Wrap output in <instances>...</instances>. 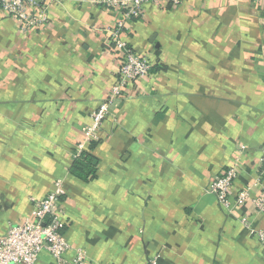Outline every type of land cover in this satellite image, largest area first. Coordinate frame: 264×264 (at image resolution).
Listing matches in <instances>:
<instances>
[{"label":"crops","instance_id":"0c3cea01","mask_svg":"<svg viewBox=\"0 0 264 264\" xmlns=\"http://www.w3.org/2000/svg\"><path fill=\"white\" fill-rule=\"evenodd\" d=\"M120 14L56 0L48 24L22 32L0 10V238L63 183L72 250L36 264H264L250 203L220 207L213 179L234 162L235 189L261 190L264 155V0L153 3L126 39L155 61L84 151L97 177L71 174L84 129L116 83L110 29Z\"/></svg>","mask_w":264,"mask_h":264},{"label":"built area","instance_id":"2783aa9c","mask_svg":"<svg viewBox=\"0 0 264 264\" xmlns=\"http://www.w3.org/2000/svg\"><path fill=\"white\" fill-rule=\"evenodd\" d=\"M76 3L100 6L114 10L120 18L110 29L111 49L119 55V75L116 83L108 92L106 98L92 114V125L84 129L85 140L79 145L78 153H82L87 143L98 140L104 121L113 115L118 106L129 95L130 87L152 75L155 61L150 54L136 52L127 42V22L130 19H140L144 6L149 3L167 5L177 8L182 0H72ZM258 4L263 0H252ZM56 0H0V10L16 20L22 32L39 29L48 24V8ZM263 170L260 175L262 190L257 197L252 196V187L235 189L239 178V163L234 162L224 173L216 176L210 186V191L216 196L220 207L243 209L252 203L259 213H264V155ZM63 183H55L54 189L43 200H33V209L29 217L18 224H13L7 233L0 238V264H36L41 254L49 252L60 262L73 248L66 238L69 221L65 218ZM254 239L264 247V231L256 229L249 218L243 219ZM74 264H87L86 253L76 249ZM147 264H159L158 258L149 260Z\"/></svg>","mask_w":264,"mask_h":264},{"label":"trees","instance_id":"16d2710c","mask_svg":"<svg viewBox=\"0 0 264 264\" xmlns=\"http://www.w3.org/2000/svg\"><path fill=\"white\" fill-rule=\"evenodd\" d=\"M98 165V160L91 153L82 151L71 167V174L85 182L92 181L97 177Z\"/></svg>","mask_w":264,"mask_h":264}]
</instances>
